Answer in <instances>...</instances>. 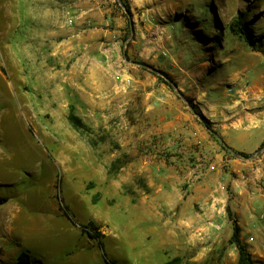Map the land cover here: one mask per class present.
Returning <instances> with one entry per match:
<instances>
[{
	"label": "rangeland",
	"instance_id": "374dc122",
	"mask_svg": "<svg viewBox=\"0 0 264 264\" xmlns=\"http://www.w3.org/2000/svg\"><path fill=\"white\" fill-rule=\"evenodd\" d=\"M263 73L264 0H0V264H236L201 203L232 205L264 146L236 157L205 122Z\"/></svg>",
	"mask_w": 264,
	"mask_h": 264
},
{
	"label": "crops",
	"instance_id": "0c3cea01",
	"mask_svg": "<svg viewBox=\"0 0 264 264\" xmlns=\"http://www.w3.org/2000/svg\"><path fill=\"white\" fill-rule=\"evenodd\" d=\"M232 103L233 105H230L232 108L230 113L223 110L220 116L213 114L209 120L214 131L223 137L225 142L234 148L237 153L253 154L261 148L264 141L251 150L238 149L237 147L240 143L246 142L248 139L254 138L259 132L264 131V86H252L245 91V97H241L239 101L234 100ZM239 103L242 104L241 108H239ZM246 106L255 111L245 110ZM223 157V154L218 153L215 163L219 164L223 160ZM236 162L234 161V164H237ZM258 163L256 162L257 165ZM257 165L256 167H252L251 163H249V165L244 167L249 172L245 175L247 179L239 181L237 184V196L235 202L230 207L240 218L239 224L243 230V240L248 245L254 259L256 261H264V234L261 232V229L264 228L262 227L264 223V195L258 184L264 178V170H261ZM236 169L240 170L239 166ZM208 199V201L201 203V209L205 211L206 219L210 220L214 225L215 219L222 218V215L218 217L217 214L225 211L228 200L225 197L223 199L222 197L216 199L212 193L208 196ZM189 209L190 207H188ZM196 217L198 218L200 215L197 214ZM192 223L193 225L196 223L197 226L201 224L198 219L197 221L189 219L187 221L184 218L179 220V225L183 226V229L185 228V232H189L186 226H191ZM183 229H181V232H183ZM168 233L180 234L177 230H170ZM230 237L231 235H229Z\"/></svg>",
	"mask_w": 264,
	"mask_h": 264
},
{
	"label": "trees",
	"instance_id": "16d2710c",
	"mask_svg": "<svg viewBox=\"0 0 264 264\" xmlns=\"http://www.w3.org/2000/svg\"><path fill=\"white\" fill-rule=\"evenodd\" d=\"M124 6H125V10L127 14L130 15L131 14L130 7L126 4ZM230 30L234 35L239 36L242 39H245L247 42L250 43L252 41L244 19L239 18L236 22L232 23L230 26ZM196 113L201 114L199 111H196ZM69 122L77 131L88 129L87 126L83 123V120L80 117H78L74 112L70 113ZM205 127L209 130L214 131L212 124L208 121L205 122ZM262 146H264V143ZM240 155L245 158L248 157V155L244 153H240ZM114 167H117V165L114 164ZM5 202H6L5 199L0 198V205ZM227 213H228L229 219L233 222V234L229 240V244L231 246L236 247L238 251V260L236 264H259V262L254 259L253 255L251 254L249 250L248 245L243 240L242 227L239 224V222L234 218L230 206L227 207ZM85 229L87 230L89 236L92 239L97 240L99 244L101 245V247H103L102 239L104 238V235L98 232L99 231L98 226H96L94 222H90L89 225L85 227ZM30 261H31V257L28 253H22L18 258L19 264H27V263H30ZM109 264H115V263L110 262ZM166 264H182V259L176 258L170 262H167Z\"/></svg>",
	"mask_w": 264,
	"mask_h": 264
},
{
	"label": "water",
	"instance_id": "95a60500",
	"mask_svg": "<svg viewBox=\"0 0 264 264\" xmlns=\"http://www.w3.org/2000/svg\"><path fill=\"white\" fill-rule=\"evenodd\" d=\"M131 27H132V24H131ZM207 130L210 131L216 137V139L223 145V147L227 149L231 154H233L236 157H240L238 153H236L234 150H232L231 148L227 146L224 140L217 133H215L213 130H209V129Z\"/></svg>",
	"mask_w": 264,
	"mask_h": 264
}]
</instances>
